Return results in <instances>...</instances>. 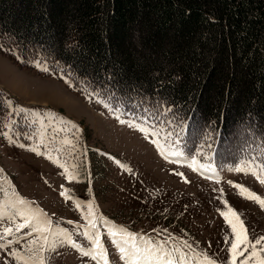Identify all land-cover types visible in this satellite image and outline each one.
Segmentation results:
<instances>
[{
	"label": "rangeland",
	"instance_id": "374dc122",
	"mask_svg": "<svg viewBox=\"0 0 264 264\" xmlns=\"http://www.w3.org/2000/svg\"><path fill=\"white\" fill-rule=\"evenodd\" d=\"M0 82L13 94L9 115L0 122V233L12 228V236L3 242L13 243L0 248V264H17L10 250L23 257L20 264H35L32 253L44 244L32 231L37 224L48 228L45 248L54 249L42 253L47 257L44 264H103L99 256H84L68 243L70 237L94 254L97 234L109 264H133L120 258L116 244L141 250L163 245L174 264H182L175 249L186 254L187 264H197V256L202 264L201 254L214 264H232L236 233L221 214L229 208L239 214L246 230V255L250 245L264 237V208L233 187L243 185L264 198V184L252 174L254 170L264 177L260 163L248 160L217 168L209 153L185 156L178 126L167 122V128H152L136 122L75 87L62 72H45L35 64L20 67L1 52ZM251 122L248 118L242 124ZM232 131L238 133L236 124ZM236 167L249 171L237 172ZM65 169L75 179L69 181ZM28 217L33 218L31 227L17 232L16 225ZM230 219L239 228L235 218ZM109 232H116V244ZM262 247L264 242L256 245L264 258ZM242 259L238 256L237 264ZM134 264L160 262L135 259ZM249 264H257L256 258Z\"/></svg>",
	"mask_w": 264,
	"mask_h": 264
},
{
	"label": "trees",
	"instance_id": "16d2710c",
	"mask_svg": "<svg viewBox=\"0 0 264 264\" xmlns=\"http://www.w3.org/2000/svg\"><path fill=\"white\" fill-rule=\"evenodd\" d=\"M0 52L178 126L186 155L264 166V0H0ZM7 100L0 89V122Z\"/></svg>",
	"mask_w": 264,
	"mask_h": 264
},
{
	"label": "snow or ice",
	"instance_id": "6c2138e0",
	"mask_svg": "<svg viewBox=\"0 0 264 264\" xmlns=\"http://www.w3.org/2000/svg\"><path fill=\"white\" fill-rule=\"evenodd\" d=\"M33 63L35 64L36 67L41 68L42 71H45V72L48 71V68L42 66L41 61L36 60V61H33ZM96 95H98V94H96ZM99 102L103 103V101H99ZM105 106L107 107V105H105ZM117 119H119V118L117 117ZM120 122L124 123V121H120ZM129 126L130 127H136V125H134V124H129ZM139 130L144 131V129L142 127ZM3 134L5 136L7 135L6 133H3ZM21 147H23V145H21ZM31 150L36 152L38 155L40 154L37 151V149H35V148H33ZM161 154L164 155L163 152H161ZM173 155L178 156V155H182V153L175 152V153H173ZM49 158L51 159V157H49ZM165 158H167V157H165ZM53 162L55 163L56 161H53ZM193 162L195 163V161H193ZM60 167H63V165H60ZM201 167H203V165H201ZM194 170H197V169H194ZM233 170L237 171V172H245L246 174L249 171V169H247L246 167H236ZM262 171H264V169H262ZM64 174H66V178L69 181L75 179V176L73 174H67V169H65ZM252 174L256 176V178L260 181L261 184H264V177H262L260 174H258L254 170L252 171ZM229 183L231 184L232 182L229 181ZM233 187L239 189L240 194L246 193L247 194L245 196L246 199H250L253 202L258 203L261 206V208H264V198H261V197L257 196L255 193L250 192L243 185H233ZM61 195H64L66 199L70 198V197H67L66 192H62ZM19 202L21 204L26 203V201H24L22 199ZM79 206L80 205L77 204V207H79ZM221 214L224 216V219L232 226L233 232L236 233V242L232 243V245H231L232 264H237V257L238 256L243 257V259L240 261V264H249V260L252 257L256 258L257 264H264V258L260 257V254L256 248V245H261L262 242H264V237H260V238L256 239L255 243L250 245L251 252L248 255H246V252H248V248H249V242H248V237L246 235V230L243 228V222L240 221V219H239V214L236 213L231 208H229L227 212L221 213ZM21 215L23 216V213ZM41 215H43V213H41ZM230 217L235 218V220L239 223V228L237 226V223H234L233 219H230ZM32 219H33L32 217L25 218V222L23 224L16 225L15 230L17 232H19L22 228L31 227V220ZM103 222L105 224H107V221H103ZM47 223L50 224V221ZM92 227H95V224H92ZM32 231L39 233L40 239H42L44 241V244H42L37 251L32 253V257L35 258V264H44L47 257L44 256L42 253L44 251H53L54 250L51 247L45 248V245L48 242V236L44 235V233L48 232V228L47 227H41V226H39V224H37V226L32 227ZM119 231L126 233V230H123V229H120ZM242 233H243V238H241ZM12 234H13L12 228H5L3 230V233H0V248H7V247H9V245H11L13 243L12 240H7L6 243L3 242V241H5L6 237L12 236ZM126 234L132 240L137 239V237L133 236L132 234H128V233H126ZM115 235H116V232H109V236L113 238L112 242L114 244H116V240L114 239ZM139 239H143V238H139ZM32 243L35 244L36 241H32ZM68 243H70L71 247L80 251L82 253V255H84V256L91 255L92 259H94V260L97 258V256H99L103 260V264H109V262L107 260L106 250L103 249L98 234H97L96 238L92 240V243L96 246V249H98V251H96L94 254L92 252L83 251L81 246L76 244L74 241H72L70 237H68ZM116 246L119 248V251L121 253L120 258L122 260H125V259L126 260H133V264H134L135 259L145 260V261L155 259L156 261L160 262V264H174V259H173L172 253L165 250L163 245H159L155 248L145 247L143 250L139 249L135 245H133L132 248H129V249H125L124 247H121L119 244H116ZM174 251L180 253L179 259L182 262V264H187L186 254L181 252L180 249H175ZM260 251L264 252V247H262L260 249ZM9 254L17 261V264H20L21 260H23V257H21L15 251L10 250ZM201 255L203 256L202 264H214V261L209 259L207 254H201ZM29 259H32V258L30 257ZM194 259L197 260V264H201L199 256L194 257ZM23 264H29V261L24 260Z\"/></svg>",
	"mask_w": 264,
	"mask_h": 264
},
{
	"label": "crops",
	"instance_id": "0c3cea01",
	"mask_svg": "<svg viewBox=\"0 0 264 264\" xmlns=\"http://www.w3.org/2000/svg\"><path fill=\"white\" fill-rule=\"evenodd\" d=\"M0 88L3 89V90L9 95L10 98L13 97L12 92L7 91V90L3 87V83H1V82H0ZM30 101H31V100H30ZM31 102H33V101H31ZM42 103H46V102H42ZM46 104H47V103H46Z\"/></svg>",
	"mask_w": 264,
	"mask_h": 264
}]
</instances>
